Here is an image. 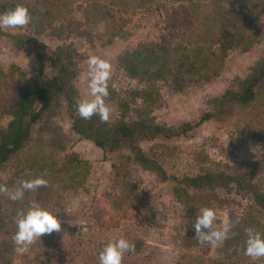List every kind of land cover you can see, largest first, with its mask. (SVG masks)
<instances>
[{"label": "rangeland", "instance_id": "374dc122", "mask_svg": "<svg viewBox=\"0 0 264 264\" xmlns=\"http://www.w3.org/2000/svg\"><path fill=\"white\" fill-rule=\"evenodd\" d=\"M17 1L35 7L36 25L0 30V128L10 119L5 108L27 79L56 74L49 61L17 48L12 35H32L46 56L70 46L78 98L90 93L88 57L107 60L112 69L106 98L109 124L121 118L122 100L129 102L125 121L136 119L143 105L140 98H130L145 84L127 74L123 56L146 47L171 64L189 53L198 69L185 75L180 89L159 80L160 102L146 108L158 124L192 126L180 136L137 142L158 158L168 176L165 181L141 168L129 148L103 150L75 133L60 96L23 147L0 163V184L10 189L37 176L48 181L46 187L26 192L22 201L0 194V264H99L104 244L120 236L135 245L123 264H264V258L244 254L248 223L264 233V214L249 193L235 187L182 193L179 182L184 176L219 171L240 175L264 192V85L255 102L200 122L216 109L213 99L228 88L237 89L264 58V0H250L247 8L240 0ZM32 200L50 205L62 230L42 236L24 252L13 242L15 217ZM204 206L215 209L217 227H230L229 238L219 246L194 239L196 212Z\"/></svg>", "mask_w": 264, "mask_h": 264}, {"label": "trees", "instance_id": "16d2710c", "mask_svg": "<svg viewBox=\"0 0 264 264\" xmlns=\"http://www.w3.org/2000/svg\"><path fill=\"white\" fill-rule=\"evenodd\" d=\"M249 1L240 0V5L247 8ZM17 3L20 2L17 0L4 1L0 4V13L15 7ZM29 10L33 17L30 24L36 25L34 22L36 9L34 7ZM3 35V31H0V37ZM11 38L17 48L30 49L40 61H49L56 70V74L51 77H43L41 74L33 75L27 79L20 94L5 108L10 119L4 127L0 128L1 164L8 162L23 147L30 138L34 125L51 110L58 98L63 96L67 103L68 114L72 118V129L75 133L90 139L103 150L115 151L127 147L133 160L141 168L154 172L163 181L168 179L158 158L143 151L137 142L141 139L152 140L157 137L180 136L192 128L191 123H185L178 128L158 124L149 116L147 110L157 106L160 102L161 96L157 82L169 80L170 85H174L178 89L182 88L186 83L185 77L198 69L196 58L190 59L191 54L185 53L170 64L161 55L156 54L152 49H146V47L136 49L123 56L121 65L127 74L145 84L143 88L133 91L130 98L132 101L140 98L143 105L142 109L137 110L136 119L125 121L123 116L129 109V102L122 100L120 103L121 118L109 124L101 122L98 116L85 120L75 114V100L78 98V93L72 83V79L76 75V68L68 58L74 52L70 46L57 47L50 56H46L32 35L16 34ZM193 53L195 54V52ZM263 85L264 58L256 63L252 73L240 80L237 89L228 88L219 97L214 98L216 109L212 113L204 114L200 118V122L219 117L221 113L227 112L232 106L243 107L255 102ZM179 182L184 186V190H180L182 193L188 189L223 188L229 190L231 187H235L237 191L249 193L253 204L264 214V192L244 180L240 175L233 176L219 171L205 172L195 176H184ZM248 226H251V222L248 223Z\"/></svg>", "mask_w": 264, "mask_h": 264}, {"label": "clouds", "instance_id": "9594fccd", "mask_svg": "<svg viewBox=\"0 0 264 264\" xmlns=\"http://www.w3.org/2000/svg\"><path fill=\"white\" fill-rule=\"evenodd\" d=\"M32 14L23 3L0 13V30L24 28L32 22ZM264 23V20H261ZM88 65V88L90 93L75 100V111L80 118L90 120L98 116L100 121L107 123L110 119L111 108L106 103L109 96V81L112 77L111 64L96 55H90ZM112 88L116 89L115 83ZM48 185L47 179L37 176L32 179H23L18 182V187L10 189L5 184H0V194L13 202L22 201L26 192H34ZM162 212L161 209H157ZM160 219V216L157 217ZM216 211L213 207L204 206L197 210L194 220V239L200 244L219 246L229 238L230 227L227 223L217 227ZM17 230L13 235V242L18 250L26 252L42 236L59 233L62 230L61 218L50 205H44L37 200H32L27 208L18 209L15 217ZM245 251L244 254L252 260L264 258V233L248 226L244 229ZM135 252V245L128 239L120 236L107 241L99 252V264H123L125 255Z\"/></svg>", "mask_w": 264, "mask_h": 264}]
</instances>
